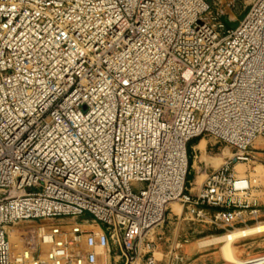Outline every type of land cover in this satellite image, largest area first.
Wrapping results in <instances>:
<instances>
[{
  "label": "built area",
  "instance_id": "built-area-1",
  "mask_svg": "<svg viewBox=\"0 0 264 264\" xmlns=\"http://www.w3.org/2000/svg\"><path fill=\"white\" fill-rule=\"evenodd\" d=\"M223 15L206 0H0V264H106L111 246L131 264L172 201L213 225L258 215L234 167L264 134V0L234 28ZM203 136L233 153L193 192ZM21 222L37 226L9 229Z\"/></svg>",
  "mask_w": 264,
  "mask_h": 264
},
{
  "label": "rangeland",
  "instance_id": "rangeland-1",
  "mask_svg": "<svg viewBox=\"0 0 264 264\" xmlns=\"http://www.w3.org/2000/svg\"><path fill=\"white\" fill-rule=\"evenodd\" d=\"M206 1L209 3L213 16H215L218 10L224 11V15L220 17V20L229 29L234 28L238 24V21L250 8L253 0ZM229 1H232L233 6H228ZM200 139V141L208 144V149L204 154H198L196 158L194 156L192 158L189 157L190 165L192 160H196L197 166L198 163L203 162L206 165L205 171L209 174L225 162L224 158L218 157V153L225 151L227 153L226 156H231L232 154L229 150L233 151V149L225 144L217 143L210 136H203ZM257 140L261 142L262 147L254 150ZM257 140L252 142L248 148V152L252 156L251 151H257L259 158L252 157L248 164L238 163L235 168V175L238 178H246L249 171L253 194L261 198L259 212L256 217L253 218L251 215H248L245 223H235L233 226L213 225L209 222L196 220H182L177 218L182 212L181 205L176 201L170 202L174 203V205L176 204L177 208L181 209L180 212L173 211L171 205H169L170 207L166 210L165 216L173 214V217L169 221L164 219L148 230L144 243L151 242L153 246L151 248H142L140 257L134 256L131 264H147L149 258L154 260V264H229L221 256L222 243H216L212 240L236 229H254L255 227L264 225V134L258 136ZM211 148L212 150H210ZM248 165L250 167H248L249 170L246 173L239 172L243 167H247ZM189 172L188 179L191 180L193 177L191 167ZM206 176V174H198L197 184H202ZM84 217H86L85 219H91L90 216ZM66 221L73 222L71 219ZM44 223L51 224L52 221ZM25 226L35 228L37 225L35 222H21L9 229L12 230L16 227ZM253 231L248 232L250 234L237 237L231 241L237 257L249 258L264 255V229L262 231ZM10 239L12 243L16 242V237L12 234L10 235ZM43 248L47 250L49 246L43 245ZM116 253L118 254L116 251L113 252V247L111 246V255L116 257V260H118L117 264H124Z\"/></svg>",
  "mask_w": 264,
  "mask_h": 264
},
{
  "label": "bare ground",
  "instance_id": "bare-ground-1",
  "mask_svg": "<svg viewBox=\"0 0 264 264\" xmlns=\"http://www.w3.org/2000/svg\"><path fill=\"white\" fill-rule=\"evenodd\" d=\"M254 140H257V137ZM255 144L256 145H260L261 142H258V140H257L255 142ZM261 145H260V147H261ZM196 148L200 151L201 154H204L206 152V144H205V142H203V141L198 142L196 144ZM226 155H227V153L224 151V152H221L218 155V157L219 158H224ZM218 161H220V160H218ZM193 166L196 169L198 168V166L196 164V160L194 161V165ZM248 170H249L248 167H243L239 172L240 173H246ZM169 205H171L173 211L180 212L181 209L177 208L176 204H175L176 206L174 205V203H170ZM263 229H264V225L255 227L254 229H236L234 231H230V232L226 233L225 235H221L220 237H217V238H215L212 241L216 242V243H222V245H221V256H222L223 259L228 261L229 264H264V255L255 256V257H249V258H239V257L236 256L235 249L231 245V241L236 239L237 237L245 236L246 234H250L248 232H250V231L254 232L253 230L262 231Z\"/></svg>",
  "mask_w": 264,
  "mask_h": 264
},
{
  "label": "crops",
  "instance_id": "crops-1",
  "mask_svg": "<svg viewBox=\"0 0 264 264\" xmlns=\"http://www.w3.org/2000/svg\"><path fill=\"white\" fill-rule=\"evenodd\" d=\"M200 138L198 139V138H196V139H194V140H192L191 142H190V147H189V156H190V158H192V156H194L195 158H196V156L198 155V154H200V151L196 148V144L198 143V142H200ZM261 145V144H260ZM260 145H255L254 147H255V149L254 150H257L258 148H260ZM194 147V148H193ZM261 147H262V145H261ZM208 149V144H206V150ZM220 149V148H219ZM210 150H212V148L210 149ZM230 152H231V154L233 153V151L232 150H229ZM252 152V157L253 158H259V153L257 152V151H251ZM221 153V152H220ZM220 153H218V155L220 154ZM228 158H230V156H225L224 157V161H226ZM201 164V165H200ZM238 164V163H237ZM237 164H235V167H234V169L236 168V166H237ZM244 164H248V163H244ZM194 160H192V162H191V165H190V167H191V172H193V177H192V179L191 180H189V182L191 183V191H193V192H195V191H197L198 190V188H199V186L201 185V184H197L198 182H197V175L198 174H206V175H208L207 173V171H205V164L203 163V162H200V163H198V168L196 169L194 166ZM247 167H250L249 165L247 166ZM190 170V169H189ZM205 171V172H204ZM236 171V170H235ZM248 174L246 175L247 176V178H249L250 179V174H249V171L247 172ZM189 174H190V172H189ZM255 195V194H254ZM256 198L259 200V203H260V200H261V198H260V196H256ZM182 212H181V215H178L177 216V218L178 219H182V220H184L182 217ZM173 217V214H168L167 216H165V218L164 219H166L167 221H169L171 218ZM113 247V246H112ZM114 250H116L114 247H113V252H114ZM110 251H111V247H110ZM116 252H117V250H116ZM117 254V253H116ZM117 262H118V260H116V257L115 256H112L111 254H110V256L109 257H107V259H106V264H117Z\"/></svg>",
  "mask_w": 264,
  "mask_h": 264
}]
</instances>
